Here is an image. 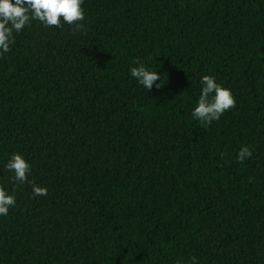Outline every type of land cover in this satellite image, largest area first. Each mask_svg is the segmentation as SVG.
<instances>
[{
  "label": "trees",
  "instance_id": "trees-1",
  "mask_svg": "<svg viewBox=\"0 0 264 264\" xmlns=\"http://www.w3.org/2000/svg\"><path fill=\"white\" fill-rule=\"evenodd\" d=\"M82 8V28L33 21L0 55V264H264V0ZM138 60L160 90L131 80ZM202 75L235 98L207 127ZM12 153L46 196L9 179Z\"/></svg>",
  "mask_w": 264,
  "mask_h": 264
},
{
  "label": "clouds",
  "instance_id": "clouds-1",
  "mask_svg": "<svg viewBox=\"0 0 264 264\" xmlns=\"http://www.w3.org/2000/svg\"><path fill=\"white\" fill-rule=\"evenodd\" d=\"M82 4L83 0H0V55L11 51L15 41L13 33L19 34L33 21L45 28H60L65 24L75 29L82 28L81 22L85 19ZM128 74L137 86L148 92L154 88L160 90L165 84L157 70L139 60L128 69ZM199 85V97L191 109V117L207 127L219 121L226 111L235 106V98L231 90L218 83L212 75H202ZM251 156V149L243 146L237 152L236 161L243 163ZM3 171L11 173L9 179L16 186L29 183L34 197L47 195L46 187L29 180L31 164L22 154H10ZM15 203V195L0 186V216H7ZM191 261L192 264H198L196 257H192Z\"/></svg>",
  "mask_w": 264,
  "mask_h": 264
}]
</instances>
